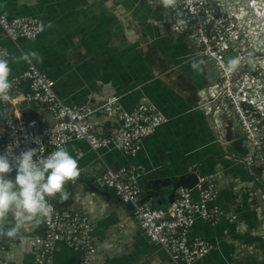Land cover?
<instances>
[{
    "label": "crops",
    "instance_id": "obj_1",
    "mask_svg": "<svg viewBox=\"0 0 264 264\" xmlns=\"http://www.w3.org/2000/svg\"><path fill=\"white\" fill-rule=\"evenodd\" d=\"M0 14L34 17L43 25L35 40L19 39V49L0 30V45L9 52L10 78L25 68L24 60L13 62L12 57L35 51L41 59L32 62L55 81L54 90L66 104H98L106 96L116 95L126 110L150 103L165 115L167 121L143 139L135 156L100 150L103 163L112 169L126 165L143 169L138 179L140 204L166 207L171 202L172 184L193 167L199 175H217L213 204L229 210L236 219H222L215 225L199 219L195 222L188 237H199L214 248L192 264H264V197L258 187L259 171L244 162L236 130L230 141L217 143L195 108L196 91L210 81L211 73L199 58L189 55L180 38L160 30L157 21L162 6L151 7L144 0H0ZM194 62L197 68H193ZM20 98L16 96L12 109L16 117L41 114L50 119L46 112L19 102ZM93 121L109 124L100 115ZM66 149L78 160L81 174L66 185L70 199L61 200L58 194L52 202L58 208L81 207L90 213L98 247L92 264H172L139 230L131 206L102 185L104 166L88 145L75 141ZM76 150L82 152L80 158ZM85 179L96 191L90 190ZM40 232L38 217L24 222L15 238L0 237V264H31L33 254L27 239ZM77 261L64 243L56 244L53 264Z\"/></svg>",
    "mask_w": 264,
    "mask_h": 264
},
{
    "label": "built area",
    "instance_id": "obj_2",
    "mask_svg": "<svg viewBox=\"0 0 264 264\" xmlns=\"http://www.w3.org/2000/svg\"><path fill=\"white\" fill-rule=\"evenodd\" d=\"M144 1L151 7L162 6L159 0ZM258 1L177 0L174 7L162 6V17L157 21L164 35L180 38L189 55L208 67L210 81L196 91L195 108L202 113L219 144L228 142L227 128L230 137L237 131L245 163H250V149L264 162V124L253 110L256 96L264 97V90L251 89L252 85L261 87L259 83L264 81L251 72L254 61L262 54L250 44V13L264 18V4L260 6ZM42 29L37 18L0 14L2 35L18 49L19 39L35 40ZM4 50L0 45V51ZM231 59L239 60L233 70H229ZM10 81V99L0 102V154L12 145L16 154L36 148L38 154L47 155L58 146L66 148L70 142L84 141L104 166L100 175L102 185L131 206L139 230L168 255L172 264H192L214 248L199 237H188L198 219L210 225L222 219H236L229 210L213 204L218 192L214 173L198 175L192 189L179 188L166 207L152 208L139 203L138 179L144 173L142 168L126 165L112 169L103 163L100 150L114 149L133 157L141 149L143 139L167 121L155 105L139 103L126 110L116 95H108L98 104H66L54 90L55 81L33 62L25 61V68ZM16 96L21 97L19 102L46 112L50 119L41 114L27 119L16 117L12 110ZM97 115L109 124L97 125L93 121ZM75 155L80 158L82 152L76 150ZM52 200V213L39 217L41 232L27 239L33 254L31 264H53L57 243H64L77 255V264H92L98 247L90 213L81 207L58 208Z\"/></svg>",
    "mask_w": 264,
    "mask_h": 264
},
{
    "label": "clouds",
    "instance_id": "obj_3",
    "mask_svg": "<svg viewBox=\"0 0 264 264\" xmlns=\"http://www.w3.org/2000/svg\"><path fill=\"white\" fill-rule=\"evenodd\" d=\"M177 0H159L165 8L174 7ZM6 50L0 51V102L10 99L12 83L11 67ZM32 59L40 60L35 51L21 57H12L13 62ZM229 70L239 64L238 59L229 60ZM193 68L198 64L193 63ZM15 171V177L11 173ZM81 174L78 160L63 147L47 155L28 149L16 154L12 145L0 154V237L15 238L24 222L38 217H47L52 213L50 198L59 194L61 200L70 199L66 190L69 182L75 181ZM8 221L14 223L9 226Z\"/></svg>",
    "mask_w": 264,
    "mask_h": 264
},
{
    "label": "rangeland",
    "instance_id": "obj_4",
    "mask_svg": "<svg viewBox=\"0 0 264 264\" xmlns=\"http://www.w3.org/2000/svg\"><path fill=\"white\" fill-rule=\"evenodd\" d=\"M257 4L262 6L264 4V0H259ZM250 44L255 45L258 51H260L259 53H262L259 60L254 61V65L252 66V70H251L253 76L258 80H261V78L262 79L264 78V66H263L264 65V60H263L264 59V18L262 17L257 18L253 16L251 13H250ZM259 86L261 87H256L255 85H252L251 89L264 90V81H261L259 83ZM255 103H257V105L254 106L255 109L253 110L257 112L259 118L261 117L262 124H264V97L262 96L257 98L256 96ZM236 129H239V127L236 126ZM250 165L256 167L257 170L259 171L258 187L264 197V162L259 160L256 151H251V149H250ZM70 192L72 193L73 191L71 190Z\"/></svg>",
    "mask_w": 264,
    "mask_h": 264
},
{
    "label": "water",
    "instance_id": "obj_5",
    "mask_svg": "<svg viewBox=\"0 0 264 264\" xmlns=\"http://www.w3.org/2000/svg\"><path fill=\"white\" fill-rule=\"evenodd\" d=\"M229 138H230V129L227 128L226 140L229 141ZM198 175H199V172L197 168L193 167L191 171H189L187 174L180 176L179 179L175 183L172 184V191L169 195V201L173 200L175 193L179 188L192 189L197 182ZM90 180L92 179L90 178ZM90 180L85 179L86 185L90 188V190L96 191L95 188L91 187Z\"/></svg>",
    "mask_w": 264,
    "mask_h": 264
}]
</instances>
